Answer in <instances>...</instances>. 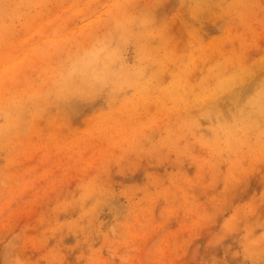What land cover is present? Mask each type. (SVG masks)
<instances>
[{
  "label": "rangeland",
  "instance_id": "rangeland-1",
  "mask_svg": "<svg viewBox=\"0 0 264 264\" xmlns=\"http://www.w3.org/2000/svg\"><path fill=\"white\" fill-rule=\"evenodd\" d=\"M235 2L0 0V264H264V139L231 144L230 96L218 113L193 97L220 62L194 28L206 41L234 28L227 51L244 34L264 86V0L242 17L257 40ZM96 47L106 71H67ZM188 64L179 104L165 94Z\"/></svg>",
  "mask_w": 264,
  "mask_h": 264
},
{
  "label": "bare ground",
  "instance_id": "bare-ground-1",
  "mask_svg": "<svg viewBox=\"0 0 264 264\" xmlns=\"http://www.w3.org/2000/svg\"><path fill=\"white\" fill-rule=\"evenodd\" d=\"M194 3L193 5L195 7L198 6H204L208 5L210 6L212 3V0H192ZM236 9L240 14V18L244 16V12H254L256 8L259 10L262 8L261 5L256 6L255 4H252V0H236L235 2ZM242 5V6H241ZM251 7V8H250ZM226 23L234 24L233 18H228L223 20ZM240 22L244 25V31H252L254 34L253 40L259 39L260 34L256 31L253 24H250L254 21H247V18H242ZM236 25V24H235ZM195 30V28L193 29ZM192 30V31H193ZM232 28L231 26L227 25V33L225 37H222L220 39L214 40L211 39L210 41H206V39H201L196 33L191 31V34L193 35L192 39L193 42L191 44H197L198 45V51L202 52L203 55L207 56L205 52H210L213 57H220V62L209 68L207 72V77L199 84L200 88L199 94L194 95V102H198L200 104H203L202 108H205L209 102L212 107H214L213 112L218 113L217 104L218 102H221V107L225 105V100L222 99L225 96H230L231 103L234 106V110L232 111V124L224 122L221 124L222 130L225 131L229 137V141L231 144L238 145V143H249L251 141L252 137H255L258 134V137L261 139H264V86L260 87L257 85L254 87L252 86V81H249L251 79L252 70L249 73L250 67H243V60L245 57H252L253 52L251 53L252 48L250 45L246 43V40L243 38L244 34L237 35V38H239V51L236 52V46L232 45V49L227 51L225 49V45L230 44L229 39L232 41H235L234 39L230 38L232 34ZM166 29L163 30L161 34V39L158 44L161 48L168 47V45L164 44H173L169 40V31L168 36L166 35ZM148 33V34H147ZM146 38H148L151 35V31L147 32ZM209 33V32H208ZM162 42V43H161ZM254 42V41H253ZM255 43V42H254ZM253 47H256L254 45ZM257 52V50H256ZM192 55V53H190ZM256 54V53H255ZM145 55L147 59L150 60V63H153L152 61H155V56L149 52H145ZM190 59H193L195 57V54L190 56ZM177 59L175 55H170L166 58H164L162 61H160L162 64H166L168 62L175 61ZM233 60H236L237 64ZM183 61V60H182ZM181 61V64L183 63ZM194 60H191L190 63L192 64ZM259 65V64H257ZM191 69L190 64L185 66L184 69L177 70L174 75H176V81L177 83L176 87L169 90L168 93L165 95L170 96L172 94V97L174 100H176L179 104L182 101L181 98H185L188 95L181 94L179 91L183 90L186 87V78L185 76L189 74V71ZM90 74V73H87ZM232 74L235 77H228L223 78V75ZM231 75V76H232ZM157 79L160 78V75L156 76ZM264 78V76H263ZM127 80L132 81V78L130 76L127 77ZM172 86H175V84ZM253 90L252 98L249 96L243 100V93L249 92ZM166 91V90H164ZM168 91V88H167ZM197 91V90H196ZM198 92V91H197ZM194 93V90H193ZM190 94V93H189ZM145 95V94H144ZM192 97V98H193ZM144 98V97H143ZM191 98V99H192ZM188 100V99H187ZM188 102L183 103L182 112L190 113L191 108L190 104H187ZM182 104V102H181ZM218 115V114H217ZM218 118H221L218 115ZM257 146L264 147V141L262 140L261 143H256Z\"/></svg>",
  "mask_w": 264,
  "mask_h": 264
},
{
  "label": "clouds",
  "instance_id": "clouds-1",
  "mask_svg": "<svg viewBox=\"0 0 264 264\" xmlns=\"http://www.w3.org/2000/svg\"><path fill=\"white\" fill-rule=\"evenodd\" d=\"M111 62V55L107 51L96 47L83 53L76 54L75 57H69L67 71L69 73L103 72L108 69Z\"/></svg>",
  "mask_w": 264,
  "mask_h": 264
}]
</instances>
